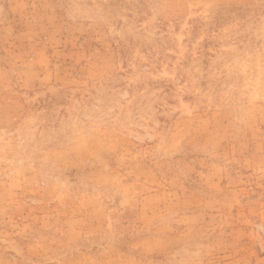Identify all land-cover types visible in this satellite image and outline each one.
I'll list each match as a JSON object with an SVG mask.
<instances>
[{"label": "rangeland", "instance_id": "rangeland-1", "mask_svg": "<svg viewBox=\"0 0 264 264\" xmlns=\"http://www.w3.org/2000/svg\"><path fill=\"white\" fill-rule=\"evenodd\" d=\"M0 264H264V0H0Z\"/></svg>", "mask_w": 264, "mask_h": 264}]
</instances>
